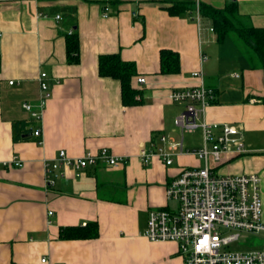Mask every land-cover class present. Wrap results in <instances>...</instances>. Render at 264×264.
Segmentation results:
<instances>
[{
    "label": "crops",
    "instance_id": "0c3cea01",
    "mask_svg": "<svg viewBox=\"0 0 264 264\" xmlns=\"http://www.w3.org/2000/svg\"><path fill=\"white\" fill-rule=\"evenodd\" d=\"M172 1L181 0H0V264H183L175 242L142 234L150 210L172 206L165 183L202 163L184 152L170 166L156 155L144 164L139 152L160 146L161 135L182 139L183 151L200 147L199 129L181 134L174 126L183 106L168 100L173 89L197 85L198 70L215 91L204 119L236 125L247 149L224 154L214 172L257 175L264 221V71L251 69L229 36L219 42L209 20L197 24L195 11L170 16L164 8ZM186 1L218 9L229 2ZM232 1L246 25L264 28V0ZM71 33L77 63L66 60ZM167 49L180 60L176 74L158 72L159 51ZM113 53L135 64L138 104L123 105L119 81L97 74L98 56ZM41 72L49 97L35 120L23 104L36 109ZM100 148L126 164L67 169L46 186L44 165L59 150L75 158ZM85 223L97 225V237L59 239L62 227Z\"/></svg>",
    "mask_w": 264,
    "mask_h": 264
},
{
    "label": "built area",
    "instance_id": "2783aa9c",
    "mask_svg": "<svg viewBox=\"0 0 264 264\" xmlns=\"http://www.w3.org/2000/svg\"><path fill=\"white\" fill-rule=\"evenodd\" d=\"M195 15L198 24L197 9ZM200 60L205 61L206 57L201 55ZM192 75L199 83L173 89L168 100L183 106L172 119L174 126L181 134L199 129L200 147L183 151L182 139L169 141L161 135L158 138L161 145L151 143L148 149L140 148L139 157L146 164L156 155L165 166H170L172 156L185 152L193 154L202 164L181 167L165 183L164 194L172 206L150 210L142 235L151 242H175L183 264H264V244L256 248H238L247 242L246 233L264 236L260 178L255 174L219 175L214 172L224 154L241 155L247 151L243 133L234 124H213L204 119V111L213 102L215 91L202 84L200 70ZM45 76L43 72L39 74V87L44 94L36 109L23 104L35 120L39 119L49 97ZM136 82L144 83L145 77H138ZM32 134L36 137L40 130ZM14 164L19 165L18 162ZM125 164V157H118L106 148L96 153L86 151L75 158L59 150L52 162L44 165L46 186L53 187L56 179L65 177L67 169L80 172L90 166L111 168ZM232 244L237 249H230ZM44 261L42 258L41 262Z\"/></svg>",
    "mask_w": 264,
    "mask_h": 264
},
{
    "label": "trees",
    "instance_id": "16d2710c",
    "mask_svg": "<svg viewBox=\"0 0 264 264\" xmlns=\"http://www.w3.org/2000/svg\"><path fill=\"white\" fill-rule=\"evenodd\" d=\"M198 12L201 18L210 21L211 30L216 34L220 42L229 36L238 48L241 56L246 59L251 69L260 68L264 71V28L246 25L237 13L234 1H229L221 9L214 8L203 2L194 1H172L164 8L170 16L181 14L191 15ZM66 60L69 63L78 62V36L71 33L65 38ZM159 74L168 75L179 72L180 60L176 52L172 50L159 51ZM97 74L100 77H111L119 81L121 91V102L123 105H135L139 102L135 99L137 91L131 85V78L136 73L133 62L122 61L118 54L100 55L97 59ZM264 110V97L259 99ZM26 139V138H23ZM97 225L85 223L82 226L62 227L59 231V239H84L97 237Z\"/></svg>",
    "mask_w": 264,
    "mask_h": 264
},
{
    "label": "rangeland",
    "instance_id": "374dc122",
    "mask_svg": "<svg viewBox=\"0 0 264 264\" xmlns=\"http://www.w3.org/2000/svg\"><path fill=\"white\" fill-rule=\"evenodd\" d=\"M191 136L193 137L194 134H189L188 138H190ZM245 236H247V242L244 243L243 246L238 247L239 249H242V248L247 249L249 247L250 248H256V247H261L264 244V236L263 235H248L246 233ZM229 248L230 249H232V248L237 249V246L235 244H232V246H230Z\"/></svg>",
    "mask_w": 264,
    "mask_h": 264
}]
</instances>
